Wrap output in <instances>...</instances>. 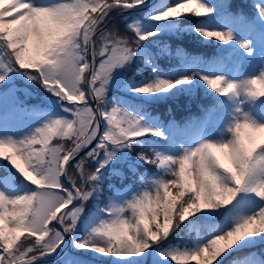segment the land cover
<instances>
[{
    "label": "snow or ice",
    "instance_id": "1",
    "mask_svg": "<svg viewBox=\"0 0 264 264\" xmlns=\"http://www.w3.org/2000/svg\"><path fill=\"white\" fill-rule=\"evenodd\" d=\"M140 5L148 7L146 0H0V98L12 93L13 79L19 76L39 84L55 98L56 105L48 106V114L41 113L40 126L28 135L0 136V160L16 170L5 168L0 175V264H38L57 253L67 235L74 236L72 247L77 251L119 258L108 260L109 264H223L225 253L255 242L249 238L264 241V123L245 108L249 101L264 99V66L239 81L221 74L214 78L201 72L189 74V68L197 63L195 58L176 73H160L152 66L145 42H158L161 31L174 27L185 13L208 17L213 9L201 0H187L174 7L161 4L148 11L147 21L155 22L150 30L142 29L137 20L127 25L135 40L101 31L113 11ZM258 15L264 21V0L258 5ZM208 27L202 22L190 30L227 45L235 41L252 52V42L236 40L230 28L224 32ZM153 37L157 39H150ZM261 43L264 45V38ZM97 56L101 57L98 66ZM141 56L154 75L141 82H127L133 93L154 97L173 89L182 91L198 78L219 96L235 101L231 120L223 129L230 136L222 134L217 140L201 139L193 146L168 149L164 132L145 123L138 108L109 100L114 74ZM215 60L222 65L225 54ZM212 69L217 72L218 66ZM54 137L66 139L70 146L51 144ZM150 137L165 144L157 145ZM93 141L97 142L85 158L77 160ZM134 146L150 149L152 157L142 151L133 160ZM86 160L94 164L93 171H86ZM114 160L126 164L133 176L138 175L139 185L112 192L103 204L100 194L105 173L124 177L123 171L109 167ZM149 163L159 174L146 179L137 168ZM177 164L178 169L174 167ZM73 166L79 179L70 172ZM168 176L176 179H166ZM170 185L180 189L175 196ZM161 190L162 224L157 222L156 210L161 207ZM186 194L177 211V202ZM89 200L96 203V214L85 217L84 234L77 236V224ZM129 210L132 216L125 218ZM201 228L208 229V237L198 235L182 249L166 246L170 230ZM63 261L81 264L68 254Z\"/></svg>",
    "mask_w": 264,
    "mask_h": 264
},
{
    "label": "rangeland",
    "instance_id": "2",
    "mask_svg": "<svg viewBox=\"0 0 264 264\" xmlns=\"http://www.w3.org/2000/svg\"><path fill=\"white\" fill-rule=\"evenodd\" d=\"M150 0L146 1V3H149ZM229 0H201V2H205L209 7L213 9L212 13L210 15L213 17V23H210V27L208 28L209 30H216V31H228L229 28L234 32V35L236 37V40L240 39H246L250 40L252 42V47L253 50L252 52H246L244 49H242V57L244 61L240 62V65H242V68L239 67V69L232 68L229 71H224L219 64L216 63L215 60L210 61L209 63L207 61H204L201 57L195 56V57H187V55L184 52L178 51L177 55L183 56L184 58L182 60V65H178L176 68H173L171 70H166L162 67H159L157 58L153 54V49H151L150 46L146 45V51L151 54V59L154 61V65L157 69L158 72L163 73V74H172L176 73L179 71L181 67H183L188 61L192 58H195L197 63H195L191 68H189V74L191 72H201L204 74L209 75L210 78H214V75L216 74H221L227 77L229 80H243L247 77L253 76L257 74L259 71L260 67L264 66V45H262L261 41L262 38H264V33H260L257 36L258 41L255 39L256 38V31L254 28L249 27L250 24L249 22H241L239 18L232 13L229 12L226 7L228 4ZM170 0H159V2L154 6V9L158 8L161 4H167L169 5ZM187 0H181L180 3H186ZM262 2V0H261ZM142 6V5H140ZM139 7V6H138ZM150 9V10H154ZM124 9L118 10V11H113L109 18L113 19L116 14H118L120 11H123ZM148 10V11H150ZM148 11L141 12L138 14L146 13L148 14ZM133 11L130 13H127L125 15L119 16L122 18V21H124L125 26H127L129 23L133 22L134 20H137L140 22V27L142 29H147L150 30L151 26L155 24V22L152 21H147V18L136 16L133 18L132 21H130V17L132 15ZM184 16V15H182ZM181 16V17H182ZM180 18V17H179ZM109 21V20H108ZM108 21L102 26L101 31H107L110 26L116 21H114L112 24L107 25ZM264 23V21H262ZM253 26V25H252ZM255 27V26H253ZM165 31L167 29H164ZM122 33V32H121ZM119 34L121 38H127L129 40H133L131 38L130 34ZM165 33V32H161ZM99 33L97 34V41L99 40ZM207 40L208 38H204ZM211 40L214 39L216 42H222L217 40L216 38L212 37L210 38ZM234 43H236L234 41ZM223 47L227 46V44H224L222 42ZM238 44V43H237ZM254 47L256 52L254 51ZM97 50H99V47L97 45ZM169 52V49L167 50ZM101 57L97 56L96 58V63L97 66L99 64ZM137 62L136 59L133 60L132 65H135ZM212 66H218L217 72H213ZM228 69V66H227ZM122 69H118L116 74H114V79L112 84L110 85L109 89L113 86L118 84L120 80V74H121ZM154 74L150 75L146 79H142V81L150 79ZM137 76V75H136ZM141 82V81H139ZM13 84L14 88L12 93L6 95L3 98H0V136L3 135H12L15 137H22L25 135L29 134V131L33 129L34 127L40 126L39 124V117L41 113L48 114V106H56L55 105V98L51 97L49 93H47L39 84H34V83H28L26 82L23 78L16 76L13 79ZM205 87L207 86L203 81H199L197 78V81L194 82L192 86H186L183 91H188V90H196L197 88L200 87ZM208 87V86H207ZM209 88V87H208ZM109 91V90H108ZM209 91H213V89L209 88ZM181 93V91H178L177 89H173L172 92L170 93H160L157 94L154 97H148L150 100L154 101H161V100H169L171 98H174L178 96ZM219 95V94H218ZM109 98V95H108ZM223 99H225L227 102L223 103V108L220 109L219 111L217 110L216 116L212 118V121L208 124H203L201 120L195 121L192 124H190L189 128H185V133L188 134V137H184L181 142V136H180V128L178 127L177 124L174 123V125H170L169 127L162 125V123L157 120L156 117H153L151 115H147L145 113H142L140 111V114L144 115L146 117L145 123L150 124L151 126L154 127H159L164 134H166L171 140V144H167L166 147L168 149H171L173 147L178 148L179 145L183 144L185 147L193 146L195 143L199 142V140H217L221 138V135L223 134L225 138H227V135L230 136V134L224 133L223 129L226 127V125L230 122L231 120V112L235 106V101L231 97H225L223 96ZM90 103L92 104L91 98L89 97ZM114 100L116 102H123V105L130 106L131 101L129 98L125 99L120 97L119 95L114 96ZM67 103V102H65ZM31 106L30 111L27 114H24L21 112V107L22 106ZM142 104V103H141ZM140 103L137 104V107L140 110ZM71 107L72 105H67ZM246 110L250 112V114L257 119L259 122L264 123V99H259L255 101H249L245 105ZM103 131V129L101 130ZM191 137L190 142H188V138ZM54 137L53 139H55ZM60 139V138H58ZM99 139V137L97 138ZM94 142V141H93ZM97 142V141H96ZM155 142V141H154ZM53 143V140L51 141V144ZM58 143H63L65 144V147L70 146V142L67 141L66 139H60ZM157 145H164L163 143L155 142ZM96 144V143H95ZM55 145V143L53 144ZM92 145V144H91ZM89 145V147L91 146ZM95 146V145H94ZM93 146V147H94ZM35 147L39 148L40 145H36ZM83 152V151H82ZM102 155V153H101ZM86 154L83 155L82 157L78 158L77 160L81 158H85ZM117 160H114L112 163H114ZM20 161H18L19 163ZM111 163V164H112ZM75 164V161L73 162V165ZM0 165H3V168H0V175H4L5 173V168L10 169L12 168V165L9 164L8 161L6 160H0ZM86 171H93L94 170V164L90 160H86ZM178 169V164L174 165ZM13 171H16L14 168H12ZM71 174L77 175V170L73 166L70 169ZM158 175V174H156ZM155 176V175H154ZM107 174L105 173V179L107 178ZM151 177H147L146 179H149ZM166 179H176V177H165ZM12 179V178H9ZM77 179H79L77 175ZM104 179V180H105ZM21 189L24 188V185L21 184L19 186ZM34 187V186H33ZM171 194L175 196L180 189L177 187H174L172 185L169 186ZM128 188H122V190H126ZM140 191L142 192L143 189L141 188ZM155 192H152L153 198L155 197ZM161 196V207L157 208V212L159 213L158 215V220L157 222L163 223L164 222V217H163V190L160 192ZM187 198V194L185 195L184 198H182L180 201L183 203V201ZM93 200H89L84 204V214L81 217V221L78 222L77 224V229H79V225L82 221H84V218L92 212L95 216L96 214V209L93 207V209L89 212L88 210V204L89 202H92ZM155 207V205H153ZM149 217L151 216V213L148 214ZM125 218H129L132 216V212L129 210L124 214ZM55 224V222H53ZM51 226V225H50ZM59 224H55V227L59 228ZM143 227V225H142ZM150 227L155 230V224H151ZM171 232V231H170ZM173 232V231H172ZM199 235L208 237V229L207 228H201L198 231ZM27 234L25 233V236ZM24 237H22V240ZM32 240L35 239V237L31 238ZM73 238L71 237V243L68 247V250L70 249L72 245ZM66 247V244L61 245L60 249H57L58 251L63 250ZM66 254H69V252H66L60 259L65 257ZM72 256H75L79 259L78 256L71 254ZM97 257H100L101 255H97ZM83 261H81V264H91V262L85 260L83 257H81ZM110 258V257H108ZM59 260V259H58ZM261 260V258L259 259ZM257 258L252 257L249 258L248 261H246L247 264H257L259 261ZM218 262V261H217ZM216 262V264H217ZM196 263L195 261H188L187 264H192ZM46 264H52V263H46ZM93 264V263H92Z\"/></svg>",
    "mask_w": 264,
    "mask_h": 264
},
{
    "label": "trees",
    "instance_id": "3",
    "mask_svg": "<svg viewBox=\"0 0 264 264\" xmlns=\"http://www.w3.org/2000/svg\"><path fill=\"white\" fill-rule=\"evenodd\" d=\"M148 1V0H146ZM181 0H170V4L168 6H176L179 4ZM231 8L234 9H244L246 11L252 10V5L250 4V0H231ZM140 16V14H132L130 17V21L133 20L134 17ZM145 16V15H142ZM110 20V18L107 19V21ZM206 16H196L192 13H185L184 16L178 18L177 23L174 27L167 29L166 31L163 29L159 38L158 42L148 44V42H145L146 45L150 46L151 49H153V54L157 58V62L159 65L165 67V69H171L175 65L178 64V57L174 56L173 54L176 53L178 50H183L185 53L193 54V55H201L207 56L209 59L214 53H217V51L221 48L222 44L220 42H216L214 39L208 38L205 40L202 35L199 33L190 30L193 28V26L204 23L205 24ZM109 33H116L118 36L121 33L123 34H130L131 38L135 40V35L133 32H131L127 26H125L124 21H122V18L118 17L116 21L108 28L107 31ZM99 39V38H98ZM150 39H157L155 37ZM99 47V40L97 43ZM169 47L171 49V55L169 52H166L164 47ZM137 62L135 65H127L125 68H122L121 74H120V80L118 84L113 85L109 91V100L114 101V96L119 95L122 98H129L131 101L130 106L132 108L137 107L138 103L141 104V111L147 114H151L152 116H157L164 124H168L170 122L176 123V121H183L187 118V116L193 112H195L196 106L193 104V102H197L203 106L206 107H217L218 103L215 101L210 100L215 96L216 93L214 90L209 91L208 87H200L196 90H188V91H181V93L169 100H161V101H154L150 100L148 97L139 96L136 93H133L127 82H139L142 81V79L148 78L150 75H152L151 67L145 65L143 56L136 59ZM137 75V76H136ZM214 99V98H213ZM30 104L29 106H22L21 112L24 114H27L30 111ZM110 110V109H109ZM150 140L154 139H160L157 137H150ZM60 141L57 137L53 139L52 144H57ZM126 151V150H125ZM145 152L146 155L149 157H152V152L148 148H141L139 146H134V151L132 153L131 158L134 160L136 155L140 152ZM110 168L114 170L123 171L124 177L121 179L119 176H115L112 174V172H106L107 178L103 181L102 192L100 194V200L103 202V204L108 203V196L117 190H122V188H130V187H136L137 184H139V176H133L132 172L127 168L126 164H123L120 160L115 161L114 163L110 164ZM157 168L155 165L149 163V164H143L138 166L137 173L150 175V173L156 172ZM187 199V198H186ZM185 199V200H186ZM181 204V201L179 200L176 205V210H179V206ZM93 207L96 209L97 205L94 201L89 202L88 204V210L89 212L93 209ZM175 215V213H174ZM199 215V214H197ZM94 214L90 212L86 217H93ZM190 219H194V217H190ZM175 225V220H174ZM187 223V221H185ZM78 233L77 236H82L84 234V231L86 229V223L85 218L84 221H82L78 227ZM152 229V228H151ZM153 230V229H152ZM166 241L167 245H174L178 248H182L181 246L183 243L179 242L182 238L186 242L187 239L184 237V233H186L187 229L184 231H180L179 229H176L172 232ZM74 239V236H71ZM250 240H254L255 242L250 243L248 245H245L241 247L240 245L237 246L236 250L232 251L231 254L225 253V256H227V259L224 260L223 264H228V262L231 261V259L235 256L242 255L244 253H248L253 250H259L264 249V241H261L260 238H249ZM22 240V237H21ZM242 244L244 242H241ZM68 255H76L79 257V260L83 261L81 257H83L85 260L91 262V264H109L108 260L110 259H119L115 257H104L102 254H96L93 252L88 251H77L75 248L70 247ZM97 255H101L100 257H97ZM64 263L63 260H60L58 263L55 264H61ZM112 264H116V262H112ZM149 264L151 262L149 261ZM170 264H177L175 261H170ZM196 264V263H192ZM219 264V262H217Z\"/></svg>",
    "mask_w": 264,
    "mask_h": 264
},
{
    "label": "water",
    "instance_id": "4",
    "mask_svg": "<svg viewBox=\"0 0 264 264\" xmlns=\"http://www.w3.org/2000/svg\"><path fill=\"white\" fill-rule=\"evenodd\" d=\"M158 2H159V0H153L152 2H150V3L147 4V5H148L147 8H145V7L142 5V6H139V7H137V8H134V9L123 10V11L119 12L117 15L130 13V12H132V11H133V12H143V11H148V10H150V9H154V6H155ZM114 20H115V17H114L110 22H108L107 25H110ZM89 60H91V56H89ZM92 106H93V108L96 107V104H95L94 101H92ZM102 129H103V121H101V130H102ZM95 143H96V141H94V142L92 143V145H91L88 149L83 150V152H81V153L79 154V156H78L76 159H78V158L82 157L83 155H85L86 152H87L88 150H90V149L95 145ZM73 162H74V161H73ZM65 184H66L67 187H69V188L71 187V185L68 183L67 180H65ZM76 203H79V201H77ZM59 229H60L61 231H63V227H62V226H59ZM70 241H71V240H70V236L67 235V236L65 237V244H66V247H65L62 251L58 252L59 255L56 254V256H53L55 253H52L50 256L44 257L41 261L38 262V264H45V263H51V262H55V261H57L59 258H61V257L66 253V251H67V249H68V247H69V245H70ZM51 256H53V257H51Z\"/></svg>",
    "mask_w": 264,
    "mask_h": 264
}]
</instances>
